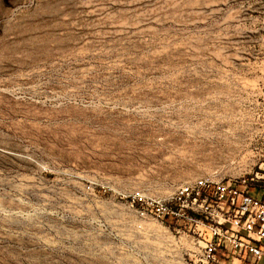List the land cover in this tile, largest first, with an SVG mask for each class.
<instances>
[{
  "label": "rangeland",
  "instance_id": "374dc122",
  "mask_svg": "<svg viewBox=\"0 0 264 264\" xmlns=\"http://www.w3.org/2000/svg\"><path fill=\"white\" fill-rule=\"evenodd\" d=\"M255 174L264 0H0V264H194L133 201Z\"/></svg>",
  "mask_w": 264,
  "mask_h": 264
},
{
  "label": "built area",
  "instance_id": "2783aa9c",
  "mask_svg": "<svg viewBox=\"0 0 264 264\" xmlns=\"http://www.w3.org/2000/svg\"><path fill=\"white\" fill-rule=\"evenodd\" d=\"M262 178H196L166 199L138 197L135 212L170 237L191 232L194 264H264V200L249 190Z\"/></svg>",
  "mask_w": 264,
  "mask_h": 264
},
{
  "label": "crops",
  "instance_id": "0c3cea01",
  "mask_svg": "<svg viewBox=\"0 0 264 264\" xmlns=\"http://www.w3.org/2000/svg\"><path fill=\"white\" fill-rule=\"evenodd\" d=\"M249 190L253 196L264 200V180L263 179L261 181L252 183ZM234 264H238V263L235 262Z\"/></svg>",
  "mask_w": 264,
  "mask_h": 264
}]
</instances>
